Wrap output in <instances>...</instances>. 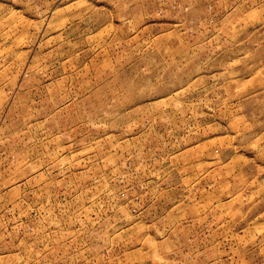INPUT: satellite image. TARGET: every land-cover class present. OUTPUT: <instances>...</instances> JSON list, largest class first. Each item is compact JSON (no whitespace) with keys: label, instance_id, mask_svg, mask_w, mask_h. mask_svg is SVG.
Segmentation results:
<instances>
[{"label":"rangeland","instance_id":"1","mask_svg":"<svg viewBox=\"0 0 264 264\" xmlns=\"http://www.w3.org/2000/svg\"><path fill=\"white\" fill-rule=\"evenodd\" d=\"M0 264H264V0H0Z\"/></svg>","mask_w":264,"mask_h":264}]
</instances>
